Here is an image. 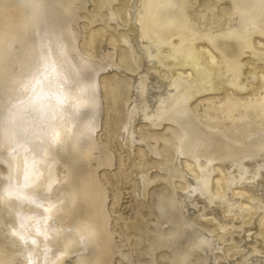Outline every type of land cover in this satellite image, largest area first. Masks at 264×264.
Wrapping results in <instances>:
<instances>
[{
  "label": "bare ground",
  "instance_id": "1",
  "mask_svg": "<svg viewBox=\"0 0 264 264\" xmlns=\"http://www.w3.org/2000/svg\"><path fill=\"white\" fill-rule=\"evenodd\" d=\"M0 264H264V0H0Z\"/></svg>",
  "mask_w": 264,
  "mask_h": 264
},
{
  "label": "rangeland",
  "instance_id": "2",
  "mask_svg": "<svg viewBox=\"0 0 264 264\" xmlns=\"http://www.w3.org/2000/svg\"><path fill=\"white\" fill-rule=\"evenodd\" d=\"M204 105L200 104L199 110L202 111ZM146 132H149V129L146 130ZM115 143V142H114ZM113 146L115 149L121 150L122 154L124 155L127 163V168L131 166V164L134 163V161H138V155L136 154L134 157H130L126 149H121L120 145L114 144ZM116 145V146H115ZM125 151V152H124ZM128 155V156H127ZM136 159V160H134ZM136 193L134 192L133 188V181H127L122 189V197L120 200V204L117 206L116 210L121 213L124 217L128 218H134L137 214V212H140L142 215L145 216V218L148 221L154 220V215L152 214V207L148 202H146V205H140V201L136 200ZM155 199H153L150 203L154 204Z\"/></svg>",
  "mask_w": 264,
  "mask_h": 264
}]
</instances>
